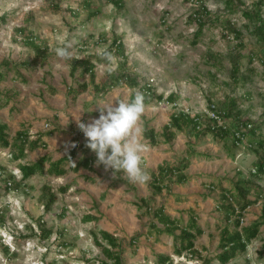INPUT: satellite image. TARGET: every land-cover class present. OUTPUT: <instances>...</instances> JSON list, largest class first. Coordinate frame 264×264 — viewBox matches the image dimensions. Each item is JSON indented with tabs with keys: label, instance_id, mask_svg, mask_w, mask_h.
Here are the masks:
<instances>
[{
	"label": "rangeland",
	"instance_id": "rangeland-1",
	"mask_svg": "<svg viewBox=\"0 0 264 264\" xmlns=\"http://www.w3.org/2000/svg\"><path fill=\"white\" fill-rule=\"evenodd\" d=\"M83 1L0 0V18H4V22L0 21V73L5 75L0 83V100L3 103L12 104L22 112L26 105L31 106L29 102L36 105L47 99L46 106L42 108H57L63 104L69 87L77 89L83 82L102 84L109 73L123 72L136 77L138 86L131 88L123 84L112 88L107 94L96 96L92 103L99 100L108 105L114 92L118 102H130L136 91L140 92L141 87L149 84L151 92L162 95L164 100L157 103L149 95L143 118L148 127L162 134V127L173 113L183 111L191 117L199 115L205 120L210 105L222 104L231 97L237 101L236 110L241 111V120L249 119L252 126H257L259 135L264 136V46L248 34L244 28L246 20L241 16V11L249 9L257 0H235L237 11L233 14L226 8L224 0H120L118 7L109 0H90L93 16H89L90 11L83 6ZM202 6L210 16L196 43L192 44L197 27L189 22V16ZM216 18L233 22L242 33L244 47H237L240 40L232 36L228 40L224 38V29L220 22H214ZM28 37L41 48L47 47L45 64L38 62L36 66H25L36 57L35 51L25 45L24 39ZM119 37L123 50L118 53L114 48L111 50L117 57L116 64L112 65L101 58V53ZM81 41L88 42V46L82 49ZM67 44L72 45L69 49L72 59L61 60L54 49ZM254 51L257 57L250 64L248 55ZM235 52L242 55L239 59L241 71L247 75L246 68L252 70L250 81L243 86L241 83L231 85L229 78L230 56ZM89 57L96 65L93 80L81 77L78 72L72 79L69 75L72 61ZM96 57L102 61H97ZM208 57L210 61L207 63ZM4 62L12 65L11 69L5 68ZM16 67L27 79L26 83L15 77ZM91 91L89 88L84 96L87 108L90 107L87 94L93 96ZM247 93L248 96H244ZM170 94H174L176 100L168 104L165 99ZM8 109L0 111V120L7 117L11 120V116L6 114ZM230 122L226 119L224 123L229 126ZM7 125V132L13 137L18 124L13 126V130V124L7 122ZM249 141V137L243 138L242 143L234 148L230 136L220 140L204 134L195 139L188 127L177 132L168 143L160 139L162 146L156 149V153L158 158L163 157V163L175 165L184 157L189 159L188 168L183 172L187 178L185 185L178 186L176 177H172L167 182L169 192L165 187L156 192L152 189V175L146 185L129 181V188L133 189L116 191L119 199L115 203L124 209L120 205L105 207L97 197L89 195L86 200L80 199L71 195L72 190L66 194L59 193L58 187L65 184L67 178L53 179L47 170L27 178L17 190L6 191V182L13 186L14 182L22 181L20 167L24 159L13 160L7 150L0 148V217L3 219L0 221V264H99V261L109 264L90 234L93 223L86 222L84 218L96 216V210L101 211L96 231H108L118 239L123 247V264H155V255L166 252L170 253L173 264H202V259L212 258L220 252L217 227L223 225L224 219L216 208L221 202L220 188L235 194V184L242 177L244 180L250 178L249 172L257 154L248 148ZM190 152H193L192 156ZM156 164L149 157L144 158L143 167L150 174L157 173ZM28 167L22 172L29 171ZM122 176L128 179L124 173ZM251 180L264 189V177ZM98 189L103 191L101 187ZM51 194L57 196V201L45 213L44 206ZM135 197L146 198V204H142L139 210L133 206ZM246 199L255 201V204L245 210L243 227L257 221L264 207V198L255 200L253 191L246 195ZM92 202L95 207H92ZM161 206L166 215L180 216L184 222L188 220V212L196 214L198 225L205 231L195 239L192 253L177 257L172 254L170 238L161 236L154 240V237L145 236L149 229L146 224L152 217L148 209ZM118 208L124 213L116 215L123 214L124 222L113 221L108 216L115 210L120 211ZM39 219H42L39 224L52 231L45 242L33 236L39 233ZM132 235L140 237L130 248ZM97 239L100 242L99 234ZM63 242L65 245H61ZM263 244L264 224L246 251L228 264H264V257H259ZM212 264L219 263L214 261Z\"/></svg>",
	"mask_w": 264,
	"mask_h": 264
},
{
	"label": "trees",
	"instance_id": "trees-1",
	"mask_svg": "<svg viewBox=\"0 0 264 264\" xmlns=\"http://www.w3.org/2000/svg\"><path fill=\"white\" fill-rule=\"evenodd\" d=\"M90 0H84L83 6L86 9H90ZM113 5L119 6L120 0H109ZM235 0H224V4L226 8H228L230 13H235L237 11V7L234 4ZM264 0H257L253 2L252 6L249 9H244L241 11V16L246 20L244 28L247 30L248 34L252 35L256 43L264 46ZM74 15L75 12L69 9ZM94 12L90 11L89 16H93ZM210 16L209 11H207L206 7L202 6L199 9L194 10L189 16V22L194 23L197 27L194 32V40L192 44L196 43V39L201 35L202 29L207 22V18ZM1 22H4V18H0ZM214 22H220L223 27V36L227 40L232 36L237 40H240L237 44V47H244L241 41L242 33L239 29L234 27L233 22L230 19L224 20L220 18L214 19ZM24 32V31H22ZM25 40V45L31 47L35 53L36 57L32 63H26L25 66H36L39 62L41 65L45 64L48 60L47 58V47H40L34 42V39L28 37ZM81 48H85L88 46V42L81 41ZM108 48V51L111 52L114 48V52H120L123 50V44L121 42V38H116ZM264 55V51H263ZM242 55L240 52H235L230 56L231 59V69L229 78L231 81V85L235 86L238 83L245 85L247 81H250L249 74L251 75L252 70L246 68V72L241 71L240 58ZM257 57V53L254 51L248 55V62L251 64L254 58ZM207 63L210 61V57L207 58ZM93 58L89 57L84 60H74L71 63L69 75L71 78L74 77L75 73H79L81 77H89L91 80L95 77L94 72L96 65L93 62ZM97 61H102V59L96 57ZM104 60V59H103ZM263 62V61H262ZM5 68L11 69L9 63L4 62ZM22 66V65H21ZM23 66V67H25ZM14 70L16 74L15 77L20 79L21 74L18 70ZM122 68V67H121ZM131 74L128 73H109L107 75V79L103 84H95L91 82V86L98 93H106L108 90L122 86L123 84H128L129 87L135 88L138 86L136 81V77H131ZM5 79L4 73H0V82ZM24 81V79H21ZM87 88L86 83H82L76 90L75 93L79 94L85 91ZM140 92L143 93L145 100V105L148 104V96L150 95L157 103H161L164 99L162 95H156L151 92L149 84H146L144 87L140 88ZM244 96H248V93ZM134 99V96L131 97L130 101ZM176 100L174 94H170L166 97L165 101L168 104L173 103ZM227 102L222 104L210 105L209 110H212L216 116V118H210L206 115V119L202 118L199 115H195L191 117L183 111L173 113L170 118L168 124L163 128L162 135L165 142H169L173 137L176 136V133L181 131L183 128L188 127L191 129L192 134L195 139L200 135H212L214 138L225 140L229 136L231 137L232 147H238L240 143H242L243 138L249 137V145L248 148L254 150L257 154L256 161L253 162L252 168L249 172V179H240L237 184H235V194L230 193V191L221 189L222 197L221 202L217 205V210L223 214V225L221 227H217L220 231L219 235V245L218 248L220 252L213 256L212 258L202 259V264H212L214 261H217L219 264H228L231 260L236 258L239 253H243L246 251L247 246L251 243L253 239H255L259 235V230L262 224H264V207L261 209L260 218L251 223L248 226H242V220L244 218L245 210L255 204V201H250L246 199V195L250 194L252 191L255 195V200L259 198H264V189L259 185L255 184L251 179L252 178H263L264 177V136H260V132L257 131V126H252L249 119L241 120L240 115L241 111L236 110L237 101L234 98L229 97ZM213 106V108H211ZM237 111V112H236ZM223 122L226 119H230V125L218 124V120ZM204 126V128L202 127ZM144 138L149 139L150 144L157 145L158 141L156 138L158 135L154 133V131L145 129ZM26 139L23 136L16 135L12 142L9 141V137L6 134V126L0 125V148H8L10 151V156L13 160H21L24 157V150L27 147ZM31 149L37 147V143L30 144ZM190 156L193 155V152H190ZM72 158V154L66 157V161ZM49 157L39 159L34 165L28 167L29 171L22 172V181L19 183L14 182V185L10 182L5 183L6 191H15L17 190L21 183L25 181L27 178L33 176L35 173L42 174L44 167L43 164ZM62 165V160L54 163L50 166L48 170V174L52 176H63L65 171L60 167ZM189 165V159L183 158L180 163L175 165H168L164 163L162 166L157 168V173L152 175V189L156 192H160L163 187L166 188L167 192L169 189L167 188V184L165 182H169L172 177H176L175 182L178 185H183L186 183V175L183 173ZM26 166H21V171ZM239 176H242V173H238ZM12 182V181H11ZM68 190V186L60 188L59 193H66ZM234 198V199H233ZM57 201V196L51 194L48 198L47 203L44 206V212L48 213L51 209V205ZM146 204L145 199L140 200V205ZM148 212L153 216V219L163 227V232L172 238L173 246H172V254L181 257L185 253H192L194 248L195 239L203 234V229L198 226L196 214L192 211L189 213V218L186 224H183L181 219H172L164 213V207L161 206L159 208L148 209ZM2 217H0V221H2ZM42 219L38 221L39 233L38 235H33L37 237L39 241L45 242L48 240L52 234L51 230H47L43 224H39ZM86 222H94V228L91 229L90 234L93 236V239L96 241V245L100 248L104 257L109 261V264H123L121 252H123L122 244L118 241L116 237L107 233L106 231H96V219L92 217H86ZM150 234L153 231L160 233L161 230L157 228L156 224H152ZM179 231V234L175 232ZM97 232V233H96ZM97 234L100 235V242L97 239ZM32 236V233L29 235ZM138 237H132L129 243V247H134L132 244L137 242ZM61 245H65L64 242ZM259 257H264V244L262 245V250L259 252ZM155 264H173L172 258L170 254L162 253L159 255H155ZM99 264H107L104 261H99Z\"/></svg>",
	"mask_w": 264,
	"mask_h": 264
},
{
	"label": "crops",
	"instance_id": "crops-1",
	"mask_svg": "<svg viewBox=\"0 0 264 264\" xmlns=\"http://www.w3.org/2000/svg\"><path fill=\"white\" fill-rule=\"evenodd\" d=\"M21 77L22 78L18 80H20L23 83H26L27 79L24 78L22 75ZM21 79H24V81H22ZM83 83H86V82H83ZM47 88L49 89V91H51L50 86H47ZM89 88L92 89L91 92L93 96H91V94H87V96H89V99L87 102H90V107L87 108L86 107L87 99H84V96L86 92L89 91ZM75 90L76 89H74L73 87H69L65 93L63 104L59 105L57 108L55 106L53 107L51 106L49 109L42 108L43 106H46L47 99L46 100L44 99L45 103L41 102V103H37L36 105L33 102H29L31 106L26 105L27 109L25 106V108L23 109L24 112L23 111L19 112L17 109L12 107L13 106L12 104L6 105V103H3V101L0 100V111L8 107L9 109L6 112V114L11 116L10 117L11 120H8V117L0 120V125L6 126V134L8 135L10 142H12V140L15 138L16 135L23 136L26 139V142L28 144L24 150V157H23L24 164L22 166L28 165L30 167L34 165L39 159L49 157V159H47L46 162L43 164V167H44L43 172H45L46 170L48 172L51 165L62 160V165L60 164V167L65 171V174L59 177L52 176L49 174V176L52 177L53 179L67 178L66 183L63 185L61 183V186L58 187V190L60 188L68 186L67 192L69 190H72L73 193H71V195L78 196V198L80 197V199L86 200L89 195V197L92 196V198L97 197L98 201H100L102 204H105V207L112 205V207L115 208L116 206L120 205V208L122 207V209H124L121 204L115 203V200L119 199V195L116 194V191H120L122 190V188L123 189H133V187L129 188V180L122 176L123 174L122 172L114 173L113 170L110 168L105 170L103 165L97 166L95 153H93L90 149L86 147L87 140L83 132L77 126L78 118H79V122L84 123V124H89L93 120L99 118L100 108L103 106H106L107 103L105 101L100 102L99 100H97L95 103H92V102L94 101V98L96 96L107 94L109 91L103 94L98 93L93 89L90 83L87 84L86 90L79 94H76ZM6 99H9V96L6 97ZM118 101L119 100H117V97L114 92L112 94V97H110L109 102L110 104H113V106H116ZM86 109H88V111H86ZM7 115H5V117ZM21 116H24V117L22 118ZM7 122L9 124L10 123L13 124L12 130H13V126L15 124H18L16 126L17 128H15L13 137H10L9 133L7 132L9 130L8 129L9 126L7 125ZM168 122H166L162 128H164L168 124ZM45 124H48L47 129L44 128ZM142 126H143V142L149 146V151L144 154V158L146 159L147 157H149L153 163L155 164L159 163V165L156 164V167L158 168L159 166H162L164 163H163L162 156L158 158L156 149H159V147L162 146V144H160V139L163 140V142H165L164 138L161 136L162 134L157 133L156 129H154L153 127H148V124L146 123V121H144L143 117H142ZM145 129H148V130L152 129L154 133L158 135V137L156 138V140L158 141L157 145L154 146L152 144H148L149 139L144 138ZM34 142L37 143V147L31 149L30 144H33ZM73 145L75 146L73 147ZM3 150H7L10 153L8 148H5ZM71 154H72V158L66 161L65 160L66 157L70 156ZM155 159H156V162H154ZM19 161H22V159ZM146 163H148L147 160H146ZM171 165H174V164H171ZM153 174L154 173H152L151 175ZM166 184L167 182H165V185ZM178 186H183V185H178ZM98 187H101L103 191L99 190ZM79 190H82V191H79ZM105 191L108 193H105ZM141 199L146 200V198L144 197H141L138 199H136V197L134 198L133 202H135V204H133V206L136 208V210H139L141 207H143L142 205H140ZM92 204H93L92 207H95V204L93 202ZM156 208H159V207H156ZM117 211L118 210L111 212L110 214H108V216L113 221L120 220L124 222L125 220L121 218V215L123 214H120L119 216L116 215V213H124V211L123 210H120L118 212ZM100 212L101 211L96 210V213H97L96 216L95 215H87V216L88 217L90 216L96 219L97 220L96 222L98 223L99 218L101 217ZM149 215L152 216L150 213ZM171 218L181 219L180 216L171 217ZM181 221H183V219H181ZM187 221L186 222L183 221V224H186ZM91 223H93L94 225V222H91ZM154 223L156 224L157 228L161 230V232L157 233L156 231H153V233L150 234V231L152 229L151 228L152 224ZM146 227H149V229L147 230V233L145 232L146 237H148L149 235L150 238L154 237L153 238L154 240H156L155 237H161V236L170 238L163 232V227L153 219V216L151 217L150 221L146 224ZM201 228L205 231L203 227ZM106 232L111 234L108 231ZM176 232H179V231H176ZM132 237H135V235H132L131 238ZM137 237L139 240L140 236L138 235ZM170 239L173 242L172 238ZM194 247H195V244H194ZM133 251L135 252V250ZM166 254H170V253L166 252Z\"/></svg>",
	"mask_w": 264,
	"mask_h": 264
},
{
	"label": "clouds",
	"instance_id": "clouds-1",
	"mask_svg": "<svg viewBox=\"0 0 264 264\" xmlns=\"http://www.w3.org/2000/svg\"><path fill=\"white\" fill-rule=\"evenodd\" d=\"M71 47L67 44L55 48L56 56L61 60L72 59ZM101 58L112 65L117 61L107 49L102 51ZM144 100L143 93L136 91L130 102L122 100L116 106L101 107L99 118L89 124L77 119V126L87 140L86 147L95 153L97 166L103 165L105 170L110 168L114 173L122 172L129 181L140 185L151 180V174L143 167L144 154L149 151L143 142Z\"/></svg>",
	"mask_w": 264,
	"mask_h": 264
},
{
	"label": "built area",
	"instance_id": "built-area-1",
	"mask_svg": "<svg viewBox=\"0 0 264 264\" xmlns=\"http://www.w3.org/2000/svg\"><path fill=\"white\" fill-rule=\"evenodd\" d=\"M211 108H213V106H211ZM211 113V115H209ZM207 116L208 117H210V118H216V116H215V114H214V112L212 111V110H208V112H207ZM218 120V124L221 126V125H223V121H221V120H219V119H217ZM44 128L45 129H47L48 128V124H45L44 125Z\"/></svg>",
	"mask_w": 264,
	"mask_h": 264
}]
</instances>
